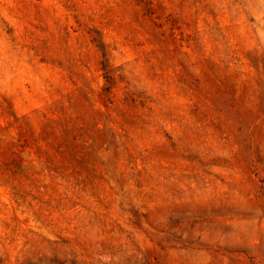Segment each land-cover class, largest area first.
Listing matches in <instances>:
<instances>
[{
    "label": "rangeland",
    "instance_id": "obj_1",
    "mask_svg": "<svg viewBox=\"0 0 264 264\" xmlns=\"http://www.w3.org/2000/svg\"><path fill=\"white\" fill-rule=\"evenodd\" d=\"M0 264H264V0H0Z\"/></svg>",
    "mask_w": 264,
    "mask_h": 264
}]
</instances>
